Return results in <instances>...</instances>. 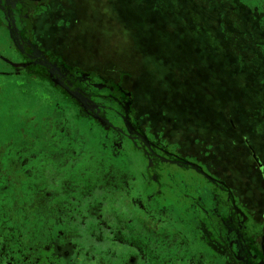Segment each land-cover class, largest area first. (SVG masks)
Returning a JSON list of instances; mask_svg holds the SVG:
<instances>
[{
	"label": "flooded vegetation",
	"instance_id": "1",
	"mask_svg": "<svg viewBox=\"0 0 264 264\" xmlns=\"http://www.w3.org/2000/svg\"><path fill=\"white\" fill-rule=\"evenodd\" d=\"M52 1L0 0V264H264V192Z\"/></svg>",
	"mask_w": 264,
	"mask_h": 264
},
{
	"label": "rangeland",
	"instance_id": "2",
	"mask_svg": "<svg viewBox=\"0 0 264 264\" xmlns=\"http://www.w3.org/2000/svg\"><path fill=\"white\" fill-rule=\"evenodd\" d=\"M207 2L54 0L48 20L55 24L64 18L88 41L103 40L109 58L116 61L111 66L124 73L125 85L134 87L135 74H141V85L149 89L143 93L149 109L170 110L165 122L173 119L170 113L176 114L188 138L192 133L206 139L217 136L220 144L208 155L209 162L221 169L229 165L236 182L240 176L249 179L252 197H261L263 178L244 136L264 159V60L256 57L241 69L220 60V34L208 26L202 10ZM235 17L244 20L241 13ZM133 39L143 41L144 48H135ZM227 117L235 119L236 129ZM195 125L204 127L192 128Z\"/></svg>",
	"mask_w": 264,
	"mask_h": 264
},
{
	"label": "trees",
	"instance_id": "3",
	"mask_svg": "<svg viewBox=\"0 0 264 264\" xmlns=\"http://www.w3.org/2000/svg\"><path fill=\"white\" fill-rule=\"evenodd\" d=\"M149 4L157 8L155 2ZM204 5L202 10L208 26L220 34L221 61L241 69L242 65L253 63L256 57L264 60V3L261 0H208ZM239 13L244 20L235 17ZM139 39H133L131 44L144 48L145 43Z\"/></svg>",
	"mask_w": 264,
	"mask_h": 264
},
{
	"label": "snow or ice",
	"instance_id": "4",
	"mask_svg": "<svg viewBox=\"0 0 264 264\" xmlns=\"http://www.w3.org/2000/svg\"><path fill=\"white\" fill-rule=\"evenodd\" d=\"M261 3H264V0H261ZM53 243H55V241H53ZM133 260H134V258H133Z\"/></svg>",
	"mask_w": 264,
	"mask_h": 264
}]
</instances>
